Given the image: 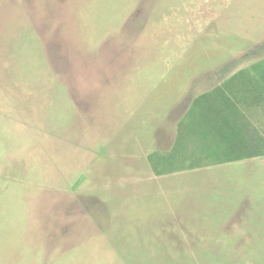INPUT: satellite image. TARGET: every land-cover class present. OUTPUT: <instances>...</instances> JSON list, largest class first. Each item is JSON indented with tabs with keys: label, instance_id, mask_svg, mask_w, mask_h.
<instances>
[{
	"label": "rangeland",
	"instance_id": "rangeland-1",
	"mask_svg": "<svg viewBox=\"0 0 264 264\" xmlns=\"http://www.w3.org/2000/svg\"><path fill=\"white\" fill-rule=\"evenodd\" d=\"M262 1L239 0L250 37L235 39L260 50L225 53L217 0H0V264H264L257 118L209 127L218 148L167 168L194 167L182 175L157 178L147 160L190 97L255 58L240 88L264 110Z\"/></svg>",
	"mask_w": 264,
	"mask_h": 264
},
{
	"label": "crops",
	"instance_id": "crops-1",
	"mask_svg": "<svg viewBox=\"0 0 264 264\" xmlns=\"http://www.w3.org/2000/svg\"><path fill=\"white\" fill-rule=\"evenodd\" d=\"M245 3H240L239 0H217V6L219 7V9L216 11V17L214 18L216 22L218 21L215 30L217 34H221V36L225 38L224 42L226 43L223 45L226 48L224 47L219 48L218 46L215 45L216 47H218L217 51H221L225 53H234L235 39L239 41H241L240 37H243L246 40L249 39L250 37L249 35L242 34L238 30L239 27L243 28L242 30H244L245 28L244 25L241 26V24L239 23V20L241 19L245 20L242 15L243 9L241 7ZM209 5H211V2H209ZM200 7L201 6L199 3L196 4V7H194L191 4L192 10L196 13L199 12ZM248 7L249 6L246 5L244 9ZM259 7L264 9V1H262ZM258 10L259 9L258 7L255 6V4L251 5L250 11H248L249 17L247 18L251 20H256L257 18H261L262 14H259ZM195 16L198 15L194 13L190 19L192 21H195L194 20ZM260 43L261 41H255L249 43L243 51L239 50L236 52H240V53H243L244 51H247L249 53L257 52L260 49H257L256 47H261ZM210 45L214 46L212 44ZM249 45L251 46L254 45L255 47L250 49ZM247 48L249 49L247 50ZM197 51L210 52L208 48H200ZM260 52H264V51L262 50ZM233 60L234 59H229V57L227 60H223V61L210 60L211 63H209L210 66L207 67V69L224 70L232 62H234ZM258 63H260V60H256L255 58L251 62L240 67L237 71H232L225 77L221 78L220 81L217 82L216 84L211 85V87L207 88L206 90L193 95V97H190L187 105H185V107L183 106L182 113L176 118L179 119V121L176 127L175 135L173 131H170L169 134L170 140L167 148L162 147L161 149L154 150L150 152L147 156L148 164L152 170L153 175H155L157 178H163L162 180H165L173 176L182 175L188 170H192V168L194 167L187 166L184 168H176V169H167V168H169V166H171L173 163L175 164V166H179L186 163H188L189 165L193 164L199 157V154H196L195 152L193 153V150L217 149L218 148L217 145L214 147V145L210 146L208 144V142L211 139L207 136V134L210 132L214 133L209 127L215 129L220 126L224 135L225 133L224 127L235 126V117H241V116L255 117L259 120L261 126L264 127V110L260 107H255L253 101L254 99L250 97L249 93L247 94L241 93V88H240L241 84L245 80H248L251 76H254L252 69L253 66L257 65ZM194 66H195V62H192L191 64L181 63L180 65V67L184 69L189 68L195 71L198 67H194ZM176 69L177 67L173 71L177 73ZM162 84L164 85V82ZM176 84L177 83H175V85H172V87L179 86ZM157 92L161 93L162 89L157 88L154 92V95ZM150 97L149 99H147L145 104H147L148 101H150ZM152 108L154 109V107ZM170 108L174 109L175 107L171 106ZM147 111L152 112V109H148ZM169 112L172 113V116H175L173 110ZM245 125H251L249 126L250 134L254 136L256 134L254 123L243 120L240 128L242 129ZM216 134L219 136V133ZM223 137L224 136H222V138ZM261 137H263V139ZM261 137L254 141L255 143L254 148H256V146H258L259 144L264 145V136ZM220 139L221 138H219L218 140ZM234 139H235V134L233 140ZM177 147H178L177 153L171 155V152L173 153V150H175V148ZM201 159L202 158H200V160ZM202 162L203 163L201 165H197L199 166L197 168L209 169L212 168L213 166H217V165H213L214 164L213 162H208V161H202ZM235 162L236 160L234 161L227 160L225 162L220 163L219 165L227 166L234 164Z\"/></svg>",
	"mask_w": 264,
	"mask_h": 264
}]
</instances>
